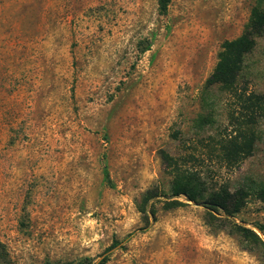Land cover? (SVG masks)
Masks as SVG:
<instances>
[{
    "label": "rangeland",
    "instance_id": "obj_1",
    "mask_svg": "<svg viewBox=\"0 0 264 264\" xmlns=\"http://www.w3.org/2000/svg\"><path fill=\"white\" fill-rule=\"evenodd\" d=\"M253 3L0 0V264H93L133 231L105 264H264L203 205L153 199L145 231L137 209L146 190L170 194L162 150L200 173L206 195L264 183V120L253 154L223 166L214 142L230 100L205 88ZM238 82L264 91V36ZM231 219L264 240L254 193Z\"/></svg>",
    "mask_w": 264,
    "mask_h": 264
},
{
    "label": "trees",
    "instance_id": "obj_2",
    "mask_svg": "<svg viewBox=\"0 0 264 264\" xmlns=\"http://www.w3.org/2000/svg\"><path fill=\"white\" fill-rule=\"evenodd\" d=\"M170 0H158L159 9L165 12ZM264 36V0H254L250 18L243 31L235 38L225 39L218 52L217 61L205 80V88L214 85L222 87L228 95L229 107L227 111V130L214 142L215 157L225 167H237L254 152L259 139L257 126L264 120V91L256 92L241 85L238 79L244 68L245 57L253 51L257 39ZM210 114H201L197 118L199 127L210 121ZM161 158L167 174L171 177L170 194L163 195L151 189L146 190L138 203V211L143 216L144 225L138 231H145L155 220V210L151 200L164 197V207L171 209L188 202L203 205L214 211L218 221L224 222L231 232L236 233L244 249L257 251L264 260V240L250 227H245L231 219L246 204L252 192L256 198L264 203V183L254 189L237 186L230 189L228 185H220L206 195L205 182L200 173L180 162V158L165 150L161 151ZM103 173L108 174L104 164ZM180 198L182 200H180ZM130 232L123 239L113 238L99 259L93 264H105L112 250L122 248ZM0 260H8L6 245L0 240Z\"/></svg>",
    "mask_w": 264,
    "mask_h": 264
}]
</instances>
